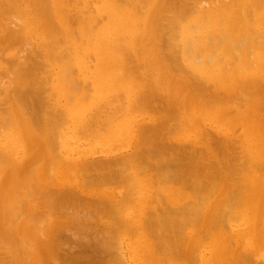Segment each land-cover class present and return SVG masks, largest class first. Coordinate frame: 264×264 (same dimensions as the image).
<instances>
[{"label": "bare ground", "instance_id": "1", "mask_svg": "<svg viewBox=\"0 0 264 264\" xmlns=\"http://www.w3.org/2000/svg\"><path fill=\"white\" fill-rule=\"evenodd\" d=\"M90 3L97 13L91 27L85 18L90 14L74 10ZM0 20V264H85L72 247L63 254L52 244L60 219L53 224L56 215L47 210L51 215L45 212L42 221L44 213L30 206L33 194L50 198L57 193L105 207L112 217L115 250L134 222L146 256L140 261L136 242L129 255L135 264H171L175 261L165 256L172 253L179 264H264V0H0ZM16 44L22 48L4 61L5 51ZM90 54L96 59L90 77L93 100L74 93L79 80L71 84L77 73L72 63L86 74L92 68ZM133 59H142L138 64L144 59L139 68L149 65L152 74L145 78L146 73L130 66ZM140 76L144 84V79L137 80ZM233 86L235 95L229 94ZM117 92L123 96L119 100L129 103L127 112L121 104L103 118L100 107L111 106L107 99ZM156 111L161 112L157 117ZM119 117L108 139L137 134L133 152L93 158L79 169L77 161L62 156L64 130L97 138L92 135ZM68 122L73 125L58 130ZM10 126L17 128L15 140L13 132H5ZM213 126L217 134L209 130ZM237 129L242 130L240 140L228 139ZM219 133L223 138H216ZM158 155L160 163L153 160ZM113 166L115 171L108 172ZM54 177L67 188H53L49 180ZM99 179L125 181L124 192L110 200H92L78 191ZM164 180L180 186H158L163 193H157L156 207L145 203L154 193L152 181L156 185ZM24 194L30 197L23 199ZM130 199L141 203L139 214L127 219L122 204ZM22 217L40 222L28 226ZM36 229L45 240L25 244V236ZM21 240L31 247L23 249ZM120 250L113 264H130ZM41 251H48L46 258Z\"/></svg>", "mask_w": 264, "mask_h": 264}, {"label": "rangeland", "instance_id": "2", "mask_svg": "<svg viewBox=\"0 0 264 264\" xmlns=\"http://www.w3.org/2000/svg\"><path fill=\"white\" fill-rule=\"evenodd\" d=\"M30 2L31 3V0H27V2ZM92 4H94V3H90L89 5L87 4V6L91 9V11H90V9L86 6V5H81V7L78 5V7H76L74 10H77L80 14H81V12H83L82 14H85L84 16H87V15H89V19L92 17V19H88V17H85V18H87V22L89 23V26L91 27V25L93 24V22H91V21H94L95 20V18L97 19V13L95 12V4L92 6ZM79 9V10H78ZM72 11V13H74V12H77V11ZM86 10H87V12H86ZM89 11V12H88ZM92 11H94V12H92ZM88 13V14H87ZM6 14V13H5ZM96 17H95V16ZM5 16V15H4ZM7 16H11V15H8V13L6 14V17ZM6 17H5V19L4 20H7V19H9L8 17H7V19H6ZM0 22H1V20H0ZM4 22H6V21H4ZM91 23V24H90ZM1 33V32H0ZM20 45H21V43H19ZM19 44H16L15 45V47H12V50H10V51H5V53H4V61H6L5 60V58H7V57H10V56H13L15 53L14 52H17L18 50H19V48H22V46L21 47H18V46H20ZM17 48H18V50H17ZM124 51V52H123ZM122 52L126 55L127 54V49L125 50H123ZM10 53V54H9ZM90 55H92V54H90ZM89 55V58H87L88 60H90V67H92V65L95 67V65H96V59H95V55H92V56H90ZM128 55V54H127ZM92 58V59H91ZM93 58L95 59L94 61H93ZM142 61V59H139L138 61H134V59L132 60V61H130V63H131V65L130 66H136V67H138V71H140L142 74L143 73H146V74H143V76L145 75H147V73H148V77H149V73H150V71L152 70V68H151V70H150V67H149V65L148 66H144L145 68H142L141 69V67L139 68V66L140 65H143L142 63L144 62V59H143V62L140 64H138V62H141ZM93 62V63H92ZM133 62V63H132ZM74 63V64H73ZM72 63V65H71V67L73 68V66L75 67L74 68V70H75V72H77L76 74H75V77H73L72 78V82H71V84L73 83V79H76V81L77 80H79L80 82H81V84L79 83V85H77L78 83H76V85H75V87H73L74 86V84H72L73 86H71L70 88H71V90L72 91H74V90H76V91H74V93L76 94H78V93H80V94H78L77 96H80L81 97V95H90V97H92V100L94 99V97L96 96L95 95V89L93 88V86H92V83H93V80L91 79L92 78V76H94V74H93V68L94 67H92V68H90V70H88L87 72H86V74H83L82 73V70H81V68L78 66V63L75 61V62H73ZM135 64V65H134ZM0 65H1V63H0ZM3 66H4V63L2 64ZM2 65L0 66V71H1V68H2ZM77 68V69H76ZM3 69V68H2ZM135 69V70H136ZM148 69V71H146L145 72V70H147ZM2 72V71H1ZM189 73H193V71H192V69H189L188 70V74ZM78 74V75H77ZM150 74H152V72L150 73ZM88 75V76H87ZM90 75V76H89ZM190 75V74H189ZM143 76H142V78H141V76L140 77H138V81L140 80V79H144L143 78ZM91 77V78H90ZM140 78V79H139ZM145 78H147V76L145 77ZM76 81H74V83L76 82ZM90 83H89V82ZM141 81V80H140ZM143 81V82H142ZM141 82L144 84V82L146 81L145 79L144 80H142ZM151 81H153V80H151ZM78 82V81H77ZM89 83V85L87 86V84ZM70 84V85H71ZM86 85V86H85ZM83 86H85V87H83ZM72 87H73V89H72ZM79 87H80V91L78 90L77 91V88L79 89ZM89 88L90 89V91L88 92V89L87 88ZM93 88V89H92ZM85 89H87V91L85 90ZM50 93H51V91H49ZM48 92V93H49ZM52 92H54V93H56V90H53ZM88 92V93H87ZM236 93V90L234 91V86H233V89L232 90H230V92H229V94H231V95H235V93ZM49 93V94H50ZM85 93V94H84ZM91 93H93V94H91ZM166 93V92H165ZM164 93V94H165ZM240 93V92H239ZM238 93V94H239ZM242 93V92H241ZM117 96H118V98H117V96H116V93H112V95L110 94V96L108 97V99L107 100H111V101H108V102H111V106H109L108 104H107V106H108V108L106 107V108H104V109H106V111L102 108V107H100L101 108V111L100 112H102L101 113V116L104 118V115L106 114L105 112H107V111H109L110 113H111V111H113V108H115L114 106H118V105H120V106H118V107H121V104L123 105V107L125 106L126 108H124V109H126V110H124V111H126L127 112V107H129V103L127 104L126 103V98H124V99H122L123 98V96L121 95V93H119V92H117ZM122 96V98H120V100H119V96L120 95ZM46 95H48V94H46ZM114 95H115V97H114ZM94 96V97H93ZM64 98V97H63ZM67 98V97H66ZM69 98H70V96H69ZM114 98H117V99H114ZM112 99H114V100H112ZM202 99H205V98H202ZM63 100H66V99H63ZM125 101V102H123V101ZM114 101V102H113ZM102 102V101H101ZM101 102L100 103H96V107H99L100 106V104H101ZM123 102V103H122ZM128 102V101H127ZM114 105H113V104ZM125 103H126V105H125ZM103 104H105V101H104V103ZM99 105V106H98ZM103 106V105H102ZM95 107V106H94ZM95 107V108H96ZM111 107H112V109H111ZM96 109H98V108H96ZM96 109H94L93 110V112L96 110ZM102 109H103V111H102ZM99 111V110H98ZM96 112V111H95ZM94 112V113H95ZM99 112V113H100ZM157 112V113H156ZM156 112H152V113H154V115H155V117H157L159 114V112L158 111H156ZM105 113V114H104ZM109 113H107L106 115H108ZM130 117H132L133 115L131 114V113H127ZM126 114V115H127ZM157 114V115H156ZM160 114H161V112H160ZM137 115V114H136ZM148 115V114H147ZM141 117H143V116H141ZM122 118V117H121ZM120 117L117 119V120H115L113 123H111V124H109V125H107V127L105 126H103L104 128H103V130L101 131L102 133H100V132H98V133H96V134H93L92 136L94 137L95 135H98L97 136V138H89L91 135L89 134V136H88V134H86L87 136H85L84 134V132L82 133V132H79V134L78 133H73L72 132V130L71 129H67V130H64V132L66 131V133H65V136H64V138H63V145H62V147L60 148V150H61V153H62V156H64V157H67V158H69L71 161H77V163L79 164V166L77 167L78 169L79 168H81V166H83L82 164L83 163H86V162H88V161H92V159L94 158V160H96V159H104V157L105 158H109V157H115L116 155L118 156V155H120V153H121V155H122V153H131V152H133L134 151V146H136V141H137V139H138V135L136 134V136L134 135L133 136V138H129V139H121V140H119V141H116V140H110V139H108V135H109V129H110V127L114 124V123H116L118 120H120L121 119ZM143 122V121H142ZM65 124H67V121H66V123ZM64 124V125H65ZM72 123H70V122H68V125H63V127L61 126V128L60 127H57L58 128V130L60 131V129H66L67 127H70V125H71ZM73 125V124H72ZM65 127V128H64ZM176 127V126H175ZM14 128V129H13ZM15 129H16V131H17V128H15V127H13V126H10L9 128H6V130H5V132H7V134H8V131L9 132H13L12 133V135H14L13 136V139L15 140V137H16V134H15ZM171 129L173 130V132H174V130L176 129V128H174L173 129V127H171ZM58 130H56V134H58L59 132H58ZM209 130H212V131H214V132H216V134H217V131L214 129V126L213 127H209ZM103 131H105V133L103 132ZM177 131V130H176ZM58 132V133H57ZM214 132H212V133H214ZM83 135H82V134ZM99 133H100V135H99ZM176 133V132H175ZM81 134V135H80ZM102 134V135H101ZM174 134V133H173ZM237 134V138L236 137H234L235 135ZM242 134V130L241 129H237V131L236 132H234L233 134H231L230 135V137H228V139H239L240 140V135ZM4 135H5V133H4ZM9 135V134H8ZM11 135V136H12ZM174 136H176L175 134H174ZM214 136H215V133H214ZM217 137L216 138H223V135H221L220 133L218 134V135H216ZM219 136V137H218ZM232 137V138H231ZM96 139V140H95ZM135 141H134V140ZM159 139V138H158ZM234 139V140H235ZM159 141V140H158ZM236 142H238L237 140H235ZM66 143V144H65ZM87 143V144H86ZM100 143V144H99ZM133 143V144H132ZM80 144V145H79ZM86 145V146H85ZM115 145V146H114ZM154 145V144H153ZM117 147V148H116ZM95 148L96 149H98V151L97 150H95ZM133 150V151H132ZM241 151V150H240ZM75 154V155H74ZM116 154V155H115ZM168 154V155H167ZM241 155L243 154L244 155V153L243 152H241L240 153ZM103 155V156H102ZM240 155V156H241ZM164 156H166L165 158L166 159H169L170 158V156H169V153L168 152H166V154L164 155ZM169 156V157H168ZM17 157L19 158V159H23V157L21 156V154H18L17 155ZM98 157H100V158H98ZM157 157V158H156ZM242 158L243 157H245V155L244 156H241ZM86 159H88V160H86ZM160 159H161V157L158 155V156H154L153 157V160H155L157 163H160ZM244 160H245V158H243ZM93 160V161H94ZM84 161V162H83ZM39 167H40V165H39ZM73 169H75V168H73ZM115 166H113L110 170L111 171H108V172H113V171H115ZM153 170V169H152ZM155 172L156 171H158V169H156L155 168V170H154ZM154 171H149V172H146V174H153L154 173ZM56 173H58V172H56ZM56 173L54 174L55 176H56ZM92 174L94 173V171H92L91 172ZM106 173V172H105ZM262 173H263V171H262ZM79 177H78V179H79V182H81V175L79 174L78 175ZM95 176V175H94ZM93 176V177H94ZM54 179H55V181H54ZM42 182H44V181H42ZM42 182L40 181V183L42 184ZM82 182H83V180H82ZM153 182V192L154 193H152V195L149 197V200L148 199H145V203H146V200L148 201V204H150V205H152V207H156V204H157V202H159V201H157V199H156V197H159L163 192H162V190L161 191H158V186H161V187H168V186H170V185H176V186H180L179 185V183L178 182H172V184H167L168 182L167 181H161V182H155V184L156 185H154V181H152ZM49 183L51 184V186L53 187V188H55L56 190H59V188L61 189V190H63V188H67L66 186H67V183L66 182H64V181H57L56 180V178L54 177V178H52L51 180H49ZM161 183V184H160ZM9 184H11V182L9 183ZM44 184V183H43ZM42 184V185H43ZM125 181H123V180H116V181H114V182H112V183H104V182H102V180L101 179H99V180H97L95 183H92L91 185H88V184H84V186L83 187H79V189H78V191H80L81 193H82V196H85L86 198H89V199H92V200H95V199H106V200H110V199H113L116 195H118L119 197L121 196V191L122 192H124V188H125ZM8 185V184H7ZM47 185V184H46ZM45 185V186H46ZM10 186H12V185H9V186H7V187H10ZM157 186V187H156ZM86 187V188H85ZM22 188H24L23 189V191L24 190H26V188L25 187H22ZM40 187H37V190L39 189ZM155 189H157L156 191H155ZM31 190H32V192L33 193H35L34 191H36V188H33V187H31ZM20 191L22 192V190L20 189ZM25 192V191H24ZM37 192V191H36ZM161 194H160V193ZM157 193H158V195L159 196H156L157 195ZM135 194V199L136 198H139V195H138V192H135L134 193ZM34 196H33V198L31 197L30 199L32 200L33 199V201H31L30 203H32V204H30V206H32L33 208H35V207H37L36 208V210L38 211H40L41 210V213L39 212V215H41V214H43V215H41L42 217H41V220L43 221V219H44V217H45V214L47 213V210L49 211L50 210V213L53 215V217H54V214L56 215V216H59V217H61V215L63 216V217H61V218H57L56 216H55V218H54V222H53V224H56V222H57V220L58 219H60L61 221H62V223L60 222V220L58 221V223L60 224H58V227H54L55 228V232H57L56 234H55V236H54V238H53V240L54 239H56L57 241H59L60 240V242L61 243H59V242H57L56 240H52V244L54 245V247H56L57 248V250H58V248H59V253H62V251L60 252V249L61 250H63V254H66L67 252H69V249L72 247L73 249H74V253L73 254H76V255H78L80 258H81V260L83 261V263H85V264H104L103 262H107L106 264H108L109 262H110V264H113L114 263V261L113 260H115L114 259V257H118V256H114V255H116L115 254V251L116 252H119V250H120V252H122V254L125 256V258H126V260L128 259L129 261H130V264H135V262H134V260L133 259H129V255H131V253H132V251H131V248H132V250L133 249H136V247H133V246H135V243L137 242L138 243V241H136L137 239H139V236H140V234L138 233H136L135 231V229H134V222H132V223H130V224H128V228L126 227L125 229H127V230H125V231H123V233L121 234V238H120V241H121V244L120 245H117L118 247H117V249L115 250L112 246H111V243H113V241H112V239H111V236L112 235H115V230H114V228H113V224H112V217H111V214L105 209V207H101V205H98V204H96V203H94V202H90V203H85V202H82V201H80V200H74V199H67V198H64V197H62L61 196V194H54V195H52V197H51V195L49 196L50 198H48L47 196H36L35 194H33ZM148 196V195H147ZM28 196H27V194L25 195H23V199L24 198H27ZM30 197V196H29ZM28 197V198H29ZM44 197H45V199H44ZM48 198V201H47V198ZM54 197V198H53ZM41 200H40V199ZM43 198V199H42ZM133 198V197H132ZM155 199V200H153L152 201V199ZM21 199V198H20ZM54 200V202H53V200ZM27 200V199H26ZM29 200V199H28ZM190 200H193V199H190ZM40 201H42L41 203H40ZM51 201H52V204H51ZM59 201V202H58ZM129 201H133V202H129ZM139 201V202H138ZM138 201H136V200H127L126 201V204H122V210H123V212H124V214L126 215V217H127V219L132 215V217L134 216V217H136L139 213H138V209L140 208V205H139V203H141L140 202V199H138ZM128 202V203H127ZM138 202V203H137ZM150 202V203H149ZM154 202H156L155 204H154ZM34 203V204H33ZM46 203H48V205L46 206L45 204ZM58 203H59V205L62 207V208H64V209H59V205H58ZM131 203V204H130ZM39 204V205H38ZM49 204H51V205H49ZM56 204V205H55ZM66 205V206H65ZM125 205V206H124ZM129 205V206H128ZM155 205V206H154ZM30 206H28V207H30ZM40 206V207H39ZM42 206V207H41ZM44 206V207H43ZM51 206V207H50ZM52 206L54 207L53 209H51L52 208ZM70 207V208H69ZM91 207V208H90ZM44 208V209H43ZM47 208V209H46ZM50 208V209H49ZM126 208V209H125ZM73 209H75L76 210V212H75V210H73ZM31 210L32 211H34L32 208H31ZM31 210H27L26 211V215H27V212L28 211H31ZM54 210V211H53ZM60 210V211H59ZM69 210V211H68ZM71 210V211H70ZM85 210V211H84ZM148 210H150L149 208H148ZM147 210V211H148ZM42 211H44V212H42ZM89 212V214H88V212ZM135 211V212H134ZM25 212V211H24ZM46 212V213H45ZM55 212V213H54ZM79 212V213H78ZM87 212V213H86ZM131 212H134V213H131ZM32 213V212H31ZM75 213V214H74ZM29 214V213H28ZM50 214V215H51ZM84 214V215H83ZM46 215H49L48 213L46 214ZM49 215V216H50ZM67 215V216H66ZM71 215V216H70ZM73 215V216H72ZM79 215V216H78ZM25 216V215H24ZM77 216L79 217V218H77ZM88 216V217H87ZM81 217V218H80ZM94 217V218H93ZM98 217V218H97ZM26 218H28V216L26 217ZM43 218V219H42ZM69 218V219H68ZM91 218V219H90ZM96 218V219H95ZM21 219H23V217L21 218ZM47 219V217H45V219L44 220H46ZM70 219H72V220H70ZM93 219V220H92ZM24 220V219H23ZM56 220V221H55ZM79 220H81V222L79 221ZM25 221V223L28 225V226H30V224H28L30 221L28 220V219H25L24 220ZM68 221V222H67ZM76 221V222H75ZM77 221H78V223H77ZM28 222V223H27ZM32 222V223H31ZM30 223H31V225L32 224H36V220H34V221H31ZM40 222V219L38 220V223ZM46 221H44L43 223H45ZM66 222V223H65ZM37 223V224H38ZM43 223H42V225H43ZM65 223V224H64ZM81 223V224H80ZM82 223H85V224H88L89 225V227L88 228H86L84 225H82ZM96 223H98V224H96ZM235 223H238V222H235ZM34 224V225H35ZM36 224V225H37ZM62 224H64V225H62ZM72 224V225H71ZM79 224L80 225H82V226H79ZM34 225L33 226H31V227H34ZM57 225V224H56ZM129 225H130V228H129ZM42 227V226H41ZM47 227V226H46ZM65 227H66V229H69V228H71V229H69V230H66L65 229ZM69 227V228H68ZM96 227V228H95ZM63 228H64V230H63ZM39 229V228H38ZM72 229H74V230H72ZM93 229H95V230H93ZM107 229V230H106ZM72 230V231H71ZM86 230H87V232H86ZM40 231V230H39ZM70 231V232H69ZM73 231H75V232H73ZM106 231V232H105ZM68 232V233H67ZM72 232V233H71ZM72 235H71V234ZM74 233H75V236L77 235V238L74 236ZM77 233V234H76ZM85 233V234H84ZM133 233V234H132ZM31 234V235H30ZM30 234H28L27 236H25L26 237V243L25 244H32L33 243V241H32V239L34 238H36L37 240H39L38 239V237H40V238H42V235L37 231V229H36V232H31ZM59 236H58V235ZM110 234V235H109ZM33 235V236H32ZM78 235H80V236H78ZM108 235V236H107ZM58 236V237H57ZM72 236H74V237H72ZM87 238H86V237ZM24 237V238H25ZM59 237H60V239H59ZM79 237H80V239H79ZM81 237H82V239H81ZM83 237L85 238V240L83 239ZM168 237V236H167ZM94 238V239H93ZM104 238V239H103ZM29 240V242H28V240ZM33 239V240H34ZM35 239V240H36ZM43 239V238H42ZM88 241H87V240ZM41 240V239H40ZM43 240H45V239H43ZM48 240V239H47ZM62 240V241H61ZM141 239H139V244H137L136 243V246H137V251L139 250V253L137 252V256H139L141 259H140V261H143V260H145L144 258H146V256H145V250H143V249H141V247H143V246H141V241H140ZM62 242H63V246H61L62 248H60V247H57V246H60V244L62 245ZM58 243V244H57ZM67 245V247H66V245ZM72 243V244H71ZM18 244H19V241H18ZM17 244V245H18ZM21 244L22 245H24L23 243H22V240H21ZM21 244H19V245H21ZM134 244V245H133ZM18 245V246H19ZM53 245H52V247H53ZM55 245H57V246H55ZM75 245V247H73ZM29 245H24L22 248L24 249L25 247H26V249L25 250H27V247H28ZM20 247V250H21V246H19ZM31 247V245L28 247V248H30ZM53 247V248H54ZM122 247V248H121ZM56 248H54V249H56ZM70 249V251L71 250H73V249ZM100 248V249H99ZM10 248H7L6 250H5V252L7 253V251H10L9 250ZM22 249V250H23ZM65 252V253H64ZM202 252V250L200 251V253ZM58 253V254H59ZM144 253V254H143ZM199 253V254H200ZM203 253V252H202ZM202 253L200 254V255H202ZM8 254H9V252H8ZM41 254L43 255L44 254V258H46L47 257V254H48V251H47V253H46V251H41ZM87 254V255H86ZM144 256H143V255ZM173 254V255H172ZM172 254H170V255H168V256H165L166 258H169V259H171V260H174L175 262H171V264H179L181 261H180V259H179V257L178 256H175L174 255V253H172ZM10 255V254H9ZM68 255V254H67ZM83 256H85V257H83ZM132 256H133V253H132ZM142 256V257H141ZM178 257V258H177ZM197 257H200L199 255L197 256ZM118 258H120V256L118 257ZM107 259V260H106ZM136 259H138V257L136 258ZM155 259H156V261H159L158 259H161L160 258V256H155ZM155 259H153V261L155 260ZM200 259H202V258H200ZM261 260H262V258H260ZM102 260H103V262H102ZM146 261V260H145ZM152 261V262H153ZM30 262V264H32L33 263V261H29ZM227 262L228 261H222L220 264H223V263H226L227 264ZM42 264H45V261H43L42 262ZM65 264V263H64ZM144 264V263H143ZM202 264V263H201Z\"/></svg>", "mask_w": 264, "mask_h": 264}]
</instances>
